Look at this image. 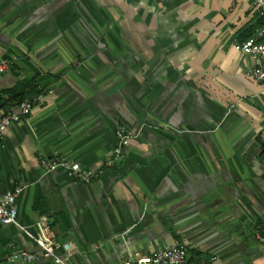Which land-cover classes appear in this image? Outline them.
I'll use <instances>...</instances> for the list:
<instances>
[{"label": "crops", "instance_id": "obj_1", "mask_svg": "<svg viewBox=\"0 0 264 264\" xmlns=\"http://www.w3.org/2000/svg\"><path fill=\"white\" fill-rule=\"evenodd\" d=\"M259 19L255 0H0V114L18 106L7 89L37 101L0 147V196L21 188L27 230L0 221V264H56L20 256L41 253L43 217L68 264L176 241L191 261L264 264V85L237 48Z\"/></svg>", "mask_w": 264, "mask_h": 264}, {"label": "built area", "instance_id": "obj_2", "mask_svg": "<svg viewBox=\"0 0 264 264\" xmlns=\"http://www.w3.org/2000/svg\"><path fill=\"white\" fill-rule=\"evenodd\" d=\"M255 8L259 17L264 19V0H255ZM237 48L244 54L251 55L258 63L247 71L249 76L261 81L264 85V23L258 28L255 36H251L237 43ZM7 68V62L0 61V73ZM52 92V90H49ZM36 98L26 99L20 102L16 110L0 114V147L3 145L7 128L14 122L20 121L23 116L31 113L36 105ZM117 144L114 148L116 158H123L125 148L129 145L133 133L127 127H119L116 131ZM112 164V162H109ZM47 168L54 169L59 166H69L71 174L79 171L77 164L69 165L63 159L55 158L46 163ZM21 188L9 189L0 196V221L5 224H14L27 231L19 221V209L17 204L18 193ZM37 226L40 230L38 237H33L41 248V253L29 251L20 252V256L26 262L36 261L43 258L51 259L56 264H68V258L72 253L70 243L59 245L50 229L49 221L43 217ZM31 235V234H30ZM32 236V235H31ZM264 240V237H263ZM63 250V252L61 251ZM122 264H213L206 261H191L188 257L187 246L181 241L158 249L153 254L140 255L135 253L133 258L127 259Z\"/></svg>", "mask_w": 264, "mask_h": 264}, {"label": "trees", "instance_id": "obj_3", "mask_svg": "<svg viewBox=\"0 0 264 264\" xmlns=\"http://www.w3.org/2000/svg\"><path fill=\"white\" fill-rule=\"evenodd\" d=\"M263 23H264V19L262 17H260L259 25L261 26ZM31 87L35 88L34 82L31 83ZM5 92L10 95V99H11L12 103L14 102L13 104H15V103L19 104L20 102H22L26 98L25 95L16 94V90H14V88L7 89ZM41 204H42V200L38 199L37 202L35 203V208L40 207ZM255 227L258 228L260 234L264 237V221H263V219H261V218L256 219Z\"/></svg>", "mask_w": 264, "mask_h": 264}, {"label": "water", "instance_id": "obj_4", "mask_svg": "<svg viewBox=\"0 0 264 264\" xmlns=\"http://www.w3.org/2000/svg\"><path fill=\"white\" fill-rule=\"evenodd\" d=\"M259 160H260L261 164L264 167V152L260 155V159ZM210 195H213V192H211ZM203 202L206 203V201H203Z\"/></svg>", "mask_w": 264, "mask_h": 264}]
</instances>
